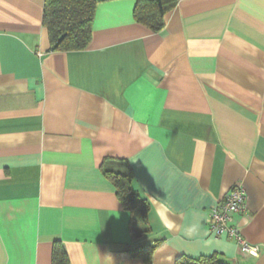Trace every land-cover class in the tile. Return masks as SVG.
Segmentation results:
<instances>
[{"label":"crops","instance_id":"0c3cea01","mask_svg":"<svg viewBox=\"0 0 264 264\" xmlns=\"http://www.w3.org/2000/svg\"><path fill=\"white\" fill-rule=\"evenodd\" d=\"M96 2L89 46L50 52L44 0H0V264H51L54 241L69 264H264V0H179L158 33ZM125 167L136 241L102 174ZM236 185L257 257L208 232Z\"/></svg>","mask_w":264,"mask_h":264},{"label":"trees","instance_id":"16d2710c","mask_svg":"<svg viewBox=\"0 0 264 264\" xmlns=\"http://www.w3.org/2000/svg\"><path fill=\"white\" fill-rule=\"evenodd\" d=\"M179 0H136L133 19L153 33L165 26V16L173 11ZM96 0H44L42 25L47 31L50 52L85 50L92 39V25ZM103 176L115 189V195L123 210L129 212L130 234L136 241L150 233L147 223L149 205L131 187L132 174L128 167L121 171H102ZM155 242L146 250L133 251L148 262L157 247ZM51 264H69L60 241H54L51 248ZM176 264H226L218 254L196 259L180 257Z\"/></svg>","mask_w":264,"mask_h":264},{"label":"built area","instance_id":"2783aa9c","mask_svg":"<svg viewBox=\"0 0 264 264\" xmlns=\"http://www.w3.org/2000/svg\"><path fill=\"white\" fill-rule=\"evenodd\" d=\"M245 212V192L240 185L233 186L222 202L210 209L208 232L215 239H228L236 243L242 255L257 257L258 247L247 243L240 233L236 217Z\"/></svg>","mask_w":264,"mask_h":264}]
</instances>
